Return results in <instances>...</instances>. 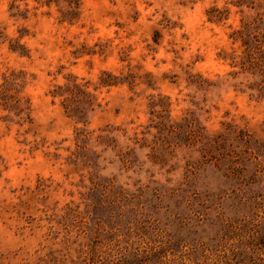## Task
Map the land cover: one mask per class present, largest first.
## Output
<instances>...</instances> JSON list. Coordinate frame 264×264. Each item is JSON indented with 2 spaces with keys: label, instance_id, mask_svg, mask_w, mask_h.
I'll list each match as a JSON object with an SVG mask.
<instances>
[{
  "label": "rangeland",
  "instance_id": "374dc122",
  "mask_svg": "<svg viewBox=\"0 0 264 264\" xmlns=\"http://www.w3.org/2000/svg\"><path fill=\"white\" fill-rule=\"evenodd\" d=\"M0 264H264V0H0Z\"/></svg>",
  "mask_w": 264,
  "mask_h": 264
}]
</instances>
